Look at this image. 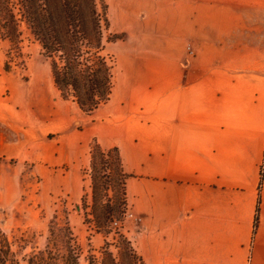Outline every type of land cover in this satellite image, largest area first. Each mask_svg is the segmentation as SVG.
I'll use <instances>...</instances> for the list:
<instances>
[{"label": "crops", "instance_id": "1", "mask_svg": "<svg viewBox=\"0 0 264 264\" xmlns=\"http://www.w3.org/2000/svg\"><path fill=\"white\" fill-rule=\"evenodd\" d=\"M219 1L230 3L217 6L227 23L244 20L228 39L257 46L206 64L200 55L185 63L176 56L157 103L142 97L131 108L128 96L99 107L68 137L52 133L71 128L70 114L34 107L44 82L55 91L49 77L5 72L0 55V159L33 161L39 147H51L48 164L77 171L89 130L118 146L129 172L145 148L156 153L144 163L149 180H128L132 200L143 202L146 264H264V0Z\"/></svg>", "mask_w": 264, "mask_h": 264}, {"label": "rangeland", "instance_id": "2", "mask_svg": "<svg viewBox=\"0 0 264 264\" xmlns=\"http://www.w3.org/2000/svg\"><path fill=\"white\" fill-rule=\"evenodd\" d=\"M229 4L219 0H97L105 45L103 52L110 65L112 85L109 98L98 108L128 99L130 107L137 108V101L142 97L147 104L154 105L160 98L164 78L176 56L183 55L185 63L186 58L200 55L206 64L214 55H237L257 46L234 44V39H228L230 31L243 30L237 26L240 18L227 23L222 15L218 16L217 6ZM222 24L226 32L221 37L219 27ZM21 30L19 48L12 47L9 40L0 37L3 70L14 71L17 77L24 79L37 75L44 80L48 76L54 84L51 64L43 54L41 43L24 23ZM43 84L38 92L40 98L33 100L38 113L45 115L55 106L75 120L65 132L52 133L53 139L61 135L68 137L71 132L80 133L85 127V118L98 108L85 113L73 96L65 99L56 86L53 91L46 82ZM166 84L169 85L167 80ZM48 94L56 97V103L45 99ZM91 131L93 133L89 130L85 138L86 161H82L77 171H68L66 165L48 164L45 157L51 147H39L33 161L0 159V249H7V239L12 251V260L7 264H28L30 255L45 250L55 235L60 249H65L64 223L72 232L79 264H89L90 255L100 263L105 250L113 253L119 261L120 233L126 236L141 264H146L144 248L148 247L149 233L143 234V202L137 204L132 200L128 180L135 175L141 181L149 180L151 175L146 173L144 163L156 153L145 148L139 157L133 159L137 170L130 172L124 163L123 172L120 171L113 156L108 157L112 165L103 169L98 154L95 171L91 154L94 142L105 150L114 145L111 140L95 136L96 130ZM93 175L98 176L96 189ZM164 182L171 186L179 184L175 178ZM107 205L110 208L107 209ZM127 212L141 220L128 218ZM97 215L105 226L97 227ZM116 220L119 225L114 224ZM55 221L59 226H53Z\"/></svg>", "mask_w": 264, "mask_h": 264}, {"label": "trees", "instance_id": "3", "mask_svg": "<svg viewBox=\"0 0 264 264\" xmlns=\"http://www.w3.org/2000/svg\"><path fill=\"white\" fill-rule=\"evenodd\" d=\"M23 23L41 43L43 54L51 64L54 84L63 98L73 96L85 113L94 112L109 98L111 71L103 52L105 45L97 0H0L1 39H7L12 47L19 48ZM91 154L93 170L96 171L95 159L99 154L103 169L112 165L108 157L113 156L123 172V161L117 146L105 150L95 141ZM93 176L96 189L98 176ZM258 213L257 206L256 220ZM95 223L98 228L105 226L98 215ZM56 225L59 226L55 221L53 226ZM64 225L65 249H60L55 235L45 250L30 255L28 264H79V252L72 243V232L66 223ZM118 240L119 261L113 253L105 250L100 263L94 255H90L89 264H141V259L123 233ZM6 248L0 249V264L12 260L7 239Z\"/></svg>", "mask_w": 264, "mask_h": 264}, {"label": "built area", "instance_id": "4", "mask_svg": "<svg viewBox=\"0 0 264 264\" xmlns=\"http://www.w3.org/2000/svg\"><path fill=\"white\" fill-rule=\"evenodd\" d=\"M127 217L128 218H134L135 220H141L140 218H138L137 216H135L133 213H131V212H127ZM114 224L115 225H119V221L118 220H116V221H114Z\"/></svg>", "mask_w": 264, "mask_h": 264}, {"label": "water", "instance_id": "5", "mask_svg": "<svg viewBox=\"0 0 264 264\" xmlns=\"http://www.w3.org/2000/svg\"><path fill=\"white\" fill-rule=\"evenodd\" d=\"M78 208H79V206H78Z\"/></svg>", "mask_w": 264, "mask_h": 264}]
</instances>
